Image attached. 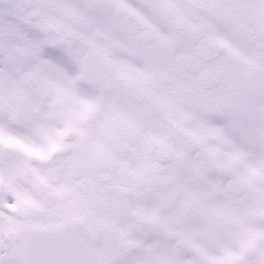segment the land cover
Instances as JSON below:
<instances>
[{
    "label": "snow or ice",
    "instance_id": "snow-or-ice-1",
    "mask_svg": "<svg viewBox=\"0 0 264 264\" xmlns=\"http://www.w3.org/2000/svg\"><path fill=\"white\" fill-rule=\"evenodd\" d=\"M0 264H264V0H0Z\"/></svg>",
    "mask_w": 264,
    "mask_h": 264
}]
</instances>
